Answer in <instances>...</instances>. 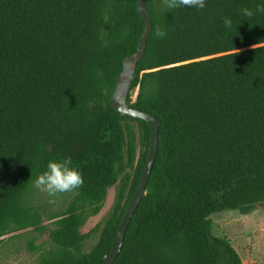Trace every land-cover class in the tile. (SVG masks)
I'll list each match as a JSON object with an SVG mask.
<instances>
[{
	"label": "trees",
	"instance_id": "obj_1",
	"mask_svg": "<svg viewBox=\"0 0 264 264\" xmlns=\"http://www.w3.org/2000/svg\"><path fill=\"white\" fill-rule=\"evenodd\" d=\"M137 2L0 0V244L19 231L48 233L49 248L36 244L40 236L29 244L38 264H102L138 186L150 126L110 104L123 60L145 31ZM259 4L205 0L202 10L169 9L146 0L153 31L127 102L160 120L159 149L114 264H244L228 238L213 234L211 217L264 206ZM64 157L84 184L64 193L67 207L52 214L34 181ZM112 188L111 208L84 233Z\"/></svg>",
	"mask_w": 264,
	"mask_h": 264
},
{
	"label": "rangeland",
	"instance_id": "obj_2",
	"mask_svg": "<svg viewBox=\"0 0 264 264\" xmlns=\"http://www.w3.org/2000/svg\"><path fill=\"white\" fill-rule=\"evenodd\" d=\"M114 195L115 188H112L108 192L102 212L89 219L82 229L84 233L93 229L109 211L114 202ZM36 199L45 204L52 214L65 210L70 200L69 196L60 194L55 198V203H49L50 197L38 189ZM211 218L213 234L217 237L228 238L240 254L244 264H256V262L264 264V206L247 215H242L235 210H227L216 213ZM43 225L54 228L55 222L46 219ZM35 237H39L36 241L37 245L46 243L45 248L51 246L48 233L40 235L31 229L4 237L0 244V264H38V253L29 248L30 242ZM87 249H90V246Z\"/></svg>",
	"mask_w": 264,
	"mask_h": 264
},
{
	"label": "water",
	"instance_id": "obj_3",
	"mask_svg": "<svg viewBox=\"0 0 264 264\" xmlns=\"http://www.w3.org/2000/svg\"><path fill=\"white\" fill-rule=\"evenodd\" d=\"M137 11L142 20L145 22V31L139 41L136 54L129 55L123 60V70L117 79L116 89L110 100V104L116 112L123 116L147 122L151 130V140L147 162L140 177L138 186L122 218L113 244L109 252L102 260V264H114L123 249L128 227L139 207L143 196L146 193V187L151 176L159 149L158 133L161 125L160 120L150 113L130 107L127 102L135 79L136 66L145 56L146 46L153 31V22L146 10V0H138Z\"/></svg>",
	"mask_w": 264,
	"mask_h": 264
},
{
	"label": "clouds",
	"instance_id": "obj_4",
	"mask_svg": "<svg viewBox=\"0 0 264 264\" xmlns=\"http://www.w3.org/2000/svg\"><path fill=\"white\" fill-rule=\"evenodd\" d=\"M163 3L169 9L188 7L202 10L205 8V0H163ZM241 11L246 17H252L254 15V12L248 8H243ZM256 12H264V4L257 5ZM223 23L227 28L232 26V21L228 17L224 18ZM154 34L157 38H164L167 33L157 27ZM256 46L253 45L254 48ZM83 184L84 179L82 173L78 168L73 166L71 157H64L57 161H49L46 170L34 181V187L50 197L49 203H55V198L60 194L75 192Z\"/></svg>",
	"mask_w": 264,
	"mask_h": 264
},
{
	"label": "crops",
	"instance_id": "obj_5",
	"mask_svg": "<svg viewBox=\"0 0 264 264\" xmlns=\"http://www.w3.org/2000/svg\"><path fill=\"white\" fill-rule=\"evenodd\" d=\"M264 254V253H263ZM256 264H260L259 262H256Z\"/></svg>",
	"mask_w": 264,
	"mask_h": 264
}]
</instances>
